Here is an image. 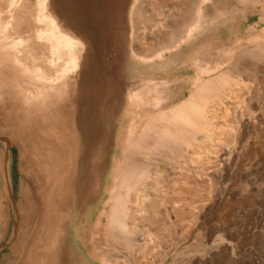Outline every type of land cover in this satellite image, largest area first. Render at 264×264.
<instances>
[{
    "label": "rangeland",
    "instance_id": "rangeland-1",
    "mask_svg": "<svg viewBox=\"0 0 264 264\" xmlns=\"http://www.w3.org/2000/svg\"><path fill=\"white\" fill-rule=\"evenodd\" d=\"M40 2L27 57L0 63V154L13 143L0 264H32L49 227L56 264H264V0ZM209 80L218 93L196 97ZM130 162L147 172L123 191L129 250L111 214Z\"/></svg>",
    "mask_w": 264,
    "mask_h": 264
},
{
    "label": "bare ground",
    "instance_id": "bare-ground-1",
    "mask_svg": "<svg viewBox=\"0 0 264 264\" xmlns=\"http://www.w3.org/2000/svg\"><path fill=\"white\" fill-rule=\"evenodd\" d=\"M201 1V0H200ZM200 3V2H199ZM197 4H198V2H197ZM197 4H195V5H197ZM44 4H42L41 2H40V0H37L35 3H33V2H31V0H0V63H4V61L5 60H7V61H9V60H14V61H16L17 63H18V60H20V56H21V58L23 57H27V56H25V53H26V50H25V48H26V45L24 44V38H22L21 36H20V34H21V32H22V27H25L26 26V24H28V22H27V20L30 18V19H32L34 22H36L37 24H38V21H40V19L42 18L41 17V14H40V12H41V10H42V8L44 7L43 6ZM194 5V4H193ZM196 9L195 10H197V7H195ZM44 9V8H43ZM178 14V13H177ZM193 16V15H192ZM195 18V17H194ZM197 18V17H196ZM46 19H47V29H48V35H49V32H51L50 31V28H49V26L51 25V19L49 18V16H46ZM44 20H45V18H44ZM43 20V21H44ZM195 21V20H194ZM197 21V20H196ZM27 22V23H26ZM182 23V22H181ZM188 23V22H187ZM194 24V23H193ZM51 27V26H50ZM190 25H188V24H184V22H183V24H181V25H179V27H178V30H176V29H174V33L171 35L172 37L175 35V34H177L178 36L176 37V35L174 36L175 38V42H174V45H173V40H171L170 42L171 43H169L170 44V46L171 45H173V46H175V45H177V43H179V41H180V39L182 38L183 39V36H184V34H186L185 35V37H187V35H188V32L190 33L191 31H190ZM195 28V27H194ZM191 29H193V28H191ZM196 29V28H195ZM177 32V33H176ZM179 33H181V34H179ZM38 38H40V36H37ZM51 37H52V35H51ZM48 39H50V38H48ZM178 40V42H177V40ZM52 41V40H51ZM166 41H168V40H166ZM177 42V43H176ZM181 43H182V40H181ZM41 45H42V43H41ZM162 45V44H161ZM263 46V45H262ZM261 46V48H263ZM44 47V46H43ZM45 49V48H44ZM48 49V48H47ZM259 49V48H258ZM264 50V49H263ZM66 52V51H65ZM158 52V51H157ZM249 52V51H248ZM253 52V51H252ZM251 52V53H252ZM260 54V53H259ZM23 55V56H22ZM150 55V54H149ZM261 55V54H260ZM23 58H22V60H23ZM241 58V57H240ZM246 58V57H245ZM25 59V58H24ZM244 59V58H243ZM242 60V59H241ZM25 61V60H24ZM30 61V60H29ZM28 62V61H27ZM240 62V61H239ZM245 62V61H244ZM25 63V62H24ZM10 64V63H9ZM29 64V63H28ZM51 64H52V62H51ZM51 64H49L50 65V67L52 66ZM238 65H239V63H237ZM243 64V63H242ZM238 65L236 66V67H238ZM244 65V64H243ZM248 65V64H247ZM250 65V64H249ZM8 66H10V65H8ZM15 66V65H14ZM17 66V65H16ZM66 66V65H65ZM13 68V67H12ZM11 68V70L12 71H14V69L16 70V68L14 67V69H12ZM24 67H20V69H23ZM208 68V67H207ZM239 68V67H238ZM247 68V67H246ZM7 69H8V67H7ZM233 69H235V68H233ZM233 69H232V71H233ZM240 70L242 69V68H239ZM239 69L237 70H235V71H237V72H235V71H233L232 73L233 74H239L238 73V71H239ZM5 70V69H4ZM19 70V69H18ZM24 70H26V69H24ZM243 70V69H242ZM253 70V69H252ZM251 70V71H252ZM255 70V69H254ZM3 71V70H2ZM20 71V70H19ZM23 71V70H22ZM63 71H65V68L63 69ZM15 72H17V71H15ZM212 72V71H211ZM226 72V71H225ZM224 72V73H225ZM228 72V71H227ZM9 73V72H8ZM10 73H12V72H10ZM209 73V72H208ZM245 73V72H244ZM229 74V73H228ZM10 75V74H9ZM18 75V74H17ZM223 76H225V75H227V74H222ZM11 76V75H10ZM9 76V77H10ZM13 76V75H12ZM12 76H11V78H12ZM19 76H20V74H19ZM21 78V77H20ZM224 78V77H223ZM225 78H227V77H225ZM5 79H6V76H5ZM229 79V78H228ZM216 80V82H221V84H222V78H221V76L219 77V80H218V78H216L215 79ZM221 80V81H220ZM227 80V79H226ZM3 81V80H2ZM225 81V80H224ZM25 82V81H24ZM208 82H211V83H213V84H211V83H208ZM7 83H8V81H7ZM204 84V83H203ZM206 84H208V87L207 86H199L198 87V89L196 90V94H195V96L196 97H198L197 95H200L201 93H204L205 95H206V93H207V95L208 94H212L213 92H211V90L213 91V90H215V89H212L213 87H212V85L214 86V82L212 81V80H209V81H207V83ZM210 84H211V87H209L210 86ZM220 84V85H221ZM219 85V84H218ZM217 86V85H216ZM215 86V87H216ZM214 87V88H215ZM217 89H220L219 87H216ZM210 90V92L208 93V92H206V91H209ZM215 93H218V91L216 92V90L214 91ZM203 94V96H205ZM206 95V96H207ZM202 97H200V98H198V99H201ZM194 100V99H193ZM192 100V101H193ZM197 100V99H196ZM195 101V100H194ZM198 101V100H197ZM14 103V102H13ZM12 103V104H13ZM192 103V102H191ZM190 103V104H191ZM194 103V102H193ZM7 104V103H6ZM15 104V103H14ZM13 104V105H14ZM134 105V104H133ZM133 105H131V106H133ZM195 105H198V104H196L195 103ZM5 106V105H4ZM7 107V106H6ZM185 107V106H184ZM198 107V106H197ZM192 108H194V107H192ZM6 111V110H5ZM196 111V110H195ZM179 112V111H178ZM180 112H182V111H180ZM184 112V111H183ZM182 112V113H183ZM192 112V111H191ZM2 113V112H1ZM182 113H180V115H182L183 116V114ZM35 114H37V113H35ZM175 114V113H174ZM175 115H177V117H176V119H175V117H172L171 116V119L172 118H174L172 121H174V122H176L177 121V118L178 117H180L179 116V114L178 113H176ZM174 115V116H175ZM194 115V114H193ZM196 116V115H195ZM185 117H186V113H184V117L182 118V120L183 119H185ZM168 118V117H167ZM181 118V117H180ZM179 118V119H180ZM187 118H189L188 116L186 117V119ZM193 118V117H192ZM181 120L182 122H187V123H192V122H189L188 120ZM157 120H158V118L156 117V119H155V121L157 122ZM190 120V119H189ZM159 121V120H158ZM161 121V120H160ZM179 121V120H178ZM158 123V122H157ZM167 123V122H166ZM168 123H169V121H168ZM171 124H172V122H170ZM169 123V124H170ZM153 124H155V122L153 123ZM152 123L150 124L151 126V128H158V126L156 127V125L154 126ZM159 124V123H158ZM186 124V123H185ZM193 124V123H192ZM191 124V125H192ZM173 125V124H172ZM172 125H170V126H172ZM184 125V124H183ZM190 125V124H189ZM190 125V126H191ZM173 127V126H172ZM191 127H194V125L193 126H191ZM151 128H150V130H151ZM162 128V127H161ZM165 128V127H164ZM168 128H169V125H168ZM171 128V127H170ZM169 128V129H170ZM176 128V124L174 125V129L173 130H177V129H175ZM177 128H178V125H177ZM149 129V128H148ZM155 130H157L158 131V129H154V131ZM161 129H159V131H160ZM171 130H172V128H171ZM171 130H168L167 132H165L164 131V133L165 134H167V136L169 135V136H171L170 135V131ZM181 130V129H180ZM149 131V130H148ZM152 131V130H151ZM157 131H155V132H157ZM163 131V130H162ZM183 131H185V130H183ZM182 131V132H183ZM188 131H189V129H188ZM154 132V133H155ZM161 132V131H160ZM163 133V132H162ZM161 133V134H162ZM169 133V134H168ZM181 133V132H180ZM146 134V133H145ZM164 134V135H165ZM183 134V133H182ZM186 134V133H185ZM50 135V134H49ZM147 135V134H146ZM158 134H156V136H157ZM149 136V135H148ZM155 136V135H154ZM154 136H153V138H154ZM156 136H155V139H156ZM160 136V135H159ZM50 137H51V135H50ZM161 137V136H160ZM163 137V136H162ZM174 137V136H173ZM158 138V137H157ZM165 138V137H164ZM167 139L169 138V137H166ZM159 139V138H158ZM166 139V140H167ZM172 139V138H171ZM48 140V139H47ZM141 140V139H140ZM178 140V139H177ZM154 141V140H153ZM159 141H160V139H159ZM161 141H163L162 139H161ZM163 142H165V141H163ZM163 142H161L162 144H161V146L164 144ZM170 142H171V140H170ZM7 143V142H6ZM138 144V142H135V144ZM167 143V142H166ZM12 144L13 143H11L10 142V144H7V151H5L4 152V154L2 155V154H0V232L2 231V230H6V226H5V224L7 223V217H6V215H7V213H6V209H5V206H4V203H5V201H4V198L7 196V197H9V200L10 201H13V198H12V181H11V178H10V168H9V161H10V157H11V147H12ZM15 144V143H14ZM136 144V147H135V145H134V147H130V149H132L133 150V148L134 149H137V150H139V146ZM159 144V143H158ZM143 145H146V144H143ZM129 146V145H128ZM133 146V145H132ZM141 146V145H140ZM147 146V145H146ZM174 146V145H173ZM158 147V146H157ZM156 147V148H157ZM143 148V147H142ZM162 148V147H161ZM19 149H20V147H19ZM141 149V148H140ZM143 150V149H142ZM146 150H148V149H146ZM158 150V149H157ZM136 150H134V152H135ZM140 151V150H139ZM155 151H156V149H155ZM1 152V151H0ZM132 152V151H131ZM138 152V151H137ZM142 152V151H141ZM140 152V153H141ZM144 152H146V151H144ZM148 152V151H147ZM154 152V151H153ZM158 152V151H157ZM156 152V153H157ZM155 153V152H154ZM133 154V153H132ZM140 155V154H139ZM145 155V154H144ZM143 154H142V156H144ZM147 156V155H146ZM149 157V156H148ZM29 158V157H28ZM155 158V157H154ZM132 162H134L133 160H132ZM135 163H136V161H135ZM49 164V163H48ZM128 164V163H127ZM126 164V165H127ZM129 164H132L131 162L129 163ZM27 165V164H26ZM138 165H139V163H138ZM146 169V168H145ZM124 170V172H123V174H120V176H116L117 177V181H118V185H117V187H116V189H115V194L113 195V197H112V201H113V205H112V207H113V210H112V218H111V228H112V230L113 231H116L115 233H119L120 234V239H119V243L122 245H126L127 246V248L129 247L130 248V246H134V248H135V245H132L131 244V239H130V232H129V229L127 228V219L129 218V214H130V211H129V209H128V207H127V200H126V197H125V195L123 196V191L126 189L127 190V188L129 189L130 188V183L132 182V181H135V180H143V177L145 178V175H146V172L145 171H143V170H141L138 166H136V165H134V164H132V165H129V166H127V167H125V169H123ZM41 171V170H40ZM122 171V170H121ZM39 178V177H38ZM116 180V179H115ZM43 182V181H42ZM38 185V184H37ZM116 186V185H115ZM129 186V187H128ZM131 189V188H130ZM130 191L131 190H129V193H130ZM133 191V190H132ZM24 193V192H23ZM30 193V192H29ZM25 194V193H24ZM31 195V194H30ZM24 196V195H23ZM22 196V197H23ZM28 196V195H27ZM125 197V198H124ZM9 201V202H10ZM8 201L6 202L7 204L9 203ZM26 201H24V203H25ZM41 202H43V201H41ZM20 204H22V203H20ZM23 208V207H22ZM44 208V207H43ZM46 208V207H45ZM46 212H49V210H48V208H47V210H46ZM52 213H54L53 211H51ZM51 215V214H50ZM27 216V215H26ZM4 223V224H3ZM54 223V222H53ZM52 226H54L53 224H52ZM39 228H40V226H39ZM46 228H48V227H46ZM44 229H45V227H44ZM119 231V232H118ZM57 233H59L58 231H56L55 229H50V227L48 228V232L44 235V239L43 240H45L44 242H43V245L40 247V249H38L39 250V252L38 253H40L42 250H44V254H42V256H40L41 255V253L38 255V256H36V255H33L32 254V256L29 258V261L32 263V264H56V261H58V260H60V259H63L64 257V254H65V248L63 247V250H61L60 251V248H61V240H60V235L59 234H57ZM114 233V234H115ZM116 235V234H115ZM118 235V234H117ZM116 235V236H117ZM17 238V237H16ZM20 238V237H19ZM218 239V238H217ZM17 240V239H16ZM132 240H134V239H132ZM219 240H221V239H219ZM134 241H136V240H134ZM133 241V242H134ZM137 241H139V240H137ZM217 241V240H216ZM2 242L3 241H1L0 242V244H2ZM221 242V244H222V241H220ZM219 242V243H220ZM16 243V242H15ZM218 243V244H219ZM135 244V243H134ZM218 244H216V245H218ZM224 244V243H223ZM33 245V244H32ZM138 245V244H137ZM223 246V245H222ZM217 247V246H216ZM215 247V248H216ZM124 248V247H123ZM128 248V249H129ZM138 248H139V246H138ZM218 248H219V246H218ZM223 248V247H222ZM42 249V250H41ZM133 249V248H132ZM226 249V248H225ZM130 250V249H129ZM220 250V249H219ZM227 250V249H226ZM64 251V252H63ZM133 251H134V249H133ZM37 252V251H36ZM64 254H63V253ZM104 254H106V256L105 255H101L102 257V262H104L105 264H106V262L108 263V261H109V259L107 258V256H109V255H107V253H104ZM109 254V253H108ZM117 254V253H116ZM26 262V261H25ZM40 262V263H39Z\"/></svg>",
    "mask_w": 264,
    "mask_h": 264
},
{
    "label": "crops",
    "instance_id": "crops-1",
    "mask_svg": "<svg viewBox=\"0 0 264 264\" xmlns=\"http://www.w3.org/2000/svg\"><path fill=\"white\" fill-rule=\"evenodd\" d=\"M262 1L263 0H247V3H249L250 2V4L252 3V4H256V5H254V6H257L258 4H261L262 3ZM246 6H248V4L246 5ZM253 6V5H252ZM245 6H242V7H234V8H231V11H234V13L236 12V13H240V18H237V19H235V20H233V21H235V22H237L238 23V26H236V28H238V27H242L243 26V23H244V21L245 20H247V18H248V16H247V14L246 13H248V8L250 7V6H248V7H245ZM255 8V7H254ZM183 11L182 10V8L180 9L178 6H176L175 8H172V11ZM259 10L256 8V10L255 11H253V12H250V15L249 16H258L260 13L258 12ZM235 13V14H236ZM246 15H245V14ZM238 15V14H237ZM232 21V22H233ZM234 27V26H233ZM177 33V32H176ZM178 34V33H177ZM177 34H175L176 35V37L178 36ZM174 35V36H175ZM172 37V40H173V44H174V42H175V37ZM177 40V39H176ZM177 42H178V40H177ZM176 42V43H177ZM169 43H171V42H169Z\"/></svg>",
    "mask_w": 264,
    "mask_h": 264
}]
</instances>
